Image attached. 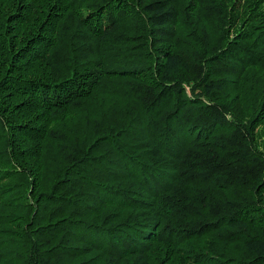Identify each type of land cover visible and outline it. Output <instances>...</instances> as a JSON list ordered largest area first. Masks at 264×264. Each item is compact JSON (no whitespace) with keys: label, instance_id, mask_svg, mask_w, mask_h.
<instances>
[{"label":"trees","instance_id":"trees-1","mask_svg":"<svg viewBox=\"0 0 264 264\" xmlns=\"http://www.w3.org/2000/svg\"><path fill=\"white\" fill-rule=\"evenodd\" d=\"M0 264H264V0H0Z\"/></svg>","mask_w":264,"mask_h":264}]
</instances>
